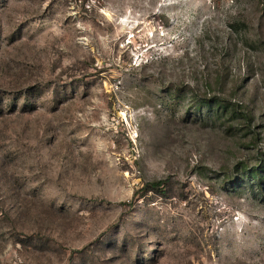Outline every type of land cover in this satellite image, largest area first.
Here are the masks:
<instances>
[{
  "label": "rangeland",
  "instance_id": "1",
  "mask_svg": "<svg viewBox=\"0 0 264 264\" xmlns=\"http://www.w3.org/2000/svg\"><path fill=\"white\" fill-rule=\"evenodd\" d=\"M0 264H264V0H0Z\"/></svg>",
  "mask_w": 264,
  "mask_h": 264
},
{
  "label": "trees",
  "instance_id": "2",
  "mask_svg": "<svg viewBox=\"0 0 264 264\" xmlns=\"http://www.w3.org/2000/svg\"><path fill=\"white\" fill-rule=\"evenodd\" d=\"M164 184L163 181H156L148 185L152 190H159L161 186Z\"/></svg>",
  "mask_w": 264,
  "mask_h": 264
}]
</instances>
